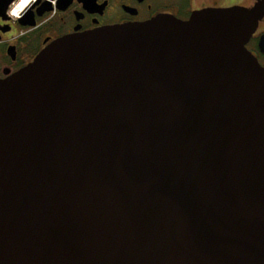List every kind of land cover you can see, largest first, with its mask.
<instances>
[{"label": "water", "instance_id": "95a60500", "mask_svg": "<svg viewBox=\"0 0 264 264\" xmlns=\"http://www.w3.org/2000/svg\"><path fill=\"white\" fill-rule=\"evenodd\" d=\"M263 15L68 34L0 79V264H264V68L246 47Z\"/></svg>", "mask_w": 264, "mask_h": 264}, {"label": "flooded vegetation", "instance_id": "af4514ba", "mask_svg": "<svg viewBox=\"0 0 264 264\" xmlns=\"http://www.w3.org/2000/svg\"><path fill=\"white\" fill-rule=\"evenodd\" d=\"M264 0H31L19 19L0 16V79L29 64L68 34L144 22L159 15L188 20L206 8L251 7ZM264 15L246 47L264 68Z\"/></svg>", "mask_w": 264, "mask_h": 264}, {"label": "clouds", "instance_id": "9594fccd", "mask_svg": "<svg viewBox=\"0 0 264 264\" xmlns=\"http://www.w3.org/2000/svg\"><path fill=\"white\" fill-rule=\"evenodd\" d=\"M29 2L30 0H12L10 6L6 9L7 15L19 19Z\"/></svg>", "mask_w": 264, "mask_h": 264}, {"label": "bare ground", "instance_id": "6f19581e", "mask_svg": "<svg viewBox=\"0 0 264 264\" xmlns=\"http://www.w3.org/2000/svg\"><path fill=\"white\" fill-rule=\"evenodd\" d=\"M31 1V0H30Z\"/></svg>", "mask_w": 264, "mask_h": 264}]
</instances>
